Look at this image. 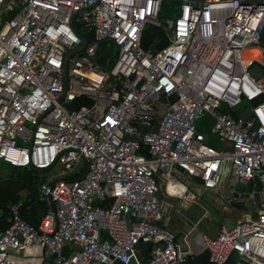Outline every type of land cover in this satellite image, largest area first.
Returning <instances> with one entry per match:
<instances>
[{
  "label": "built area",
  "instance_id": "obj_1",
  "mask_svg": "<svg viewBox=\"0 0 264 264\" xmlns=\"http://www.w3.org/2000/svg\"><path fill=\"white\" fill-rule=\"evenodd\" d=\"M160 4L0 0V163L34 170L42 207L32 225L22 203L0 205V264H128L140 243L142 264H188L162 200L179 202V185L194 203L187 181L215 192L224 176L247 218L200 235L208 262L264 264V2L184 3L162 22ZM146 25L166 45L141 48ZM79 97L90 103L69 109ZM202 116L219 149L197 133Z\"/></svg>",
  "mask_w": 264,
  "mask_h": 264
},
{
  "label": "trees",
  "instance_id": "obj_2",
  "mask_svg": "<svg viewBox=\"0 0 264 264\" xmlns=\"http://www.w3.org/2000/svg\"><path fill=\"white\" fill-rule=\"evenodd\" d=\"M175 6L176 5L160 4L157 19L160 22H162L166 18L173 17L175 15L176 7H177ZM74 28L76 31L79 32L81 30L80 27L74 26ZM90 38H91L90 32L84 34V39L87 43L90 41ZM259 42L262 46L264 45V25L260 34ZM166 43H167L166 38L160 28L151 25H146L143 28L141 41H140L141 48L146 49L150 45H152L154 48H160L166 45ZM114 56H115L114 46L112 45L105 46L103 43L98 50L97 61L100 65H102L101 67H104V62L108 61L109 64L108 67H110V65L114 60ZM89 103L90 101L87 100L85 97H79L71 103L69 109H76L79 106L88 105ZM209 125H210V121H208V119H206L205 116H202L195 125L197 133H205L206 135L207 134L210 135ZM204 144L211 146L215 149L220 148L216 139L214 141L213 139L208 138L206 139V141H204ZM8 168H10L11 171L10 173L5 174L4 176V178L8 180L4 181L3 184L4 186H6V189L4 194H0V205L2 207H6L12 203H17L20 199L16 196V194L19 190L22 189L20 183L25 184L29 189L28 200L22 201V208L20 213L22 218L25 219L28 223L32 225H36L40 219L38 215L42 211L41 205L36 201L34 196L36 173L28 168H20V170L19 168L13 169L9 166ZM239 189L249 190L250 186ZM6 197L8 198L6 199ZM3 226H4V222L2 217H0V229H2ZM188 264H211V263L208 262V254L206 253L205 250H203L199 255L195 256Z\"/></svg>",
  "mask_w": 264,
  "mask_h": 264
},
{
  "label": "rangeland",
  "instance_id": "obj_3",
  "mask_svg": "<svg viewBox=\"0 0 264 264\" xmlns=\"http://www.w3.org/2000/svg\"><path fill=\"white\" fill-rule=\"evenodd\" d=\"M198 134L202 136L204 141H206V139L208 138H211L215 141V139L208 134L207 135L205 133H198ZM187 183L193 186V183L191 181H187ZM237 190H241V189L238 188ZM191 192L193 193L194 197H196V202H194L191 207L188 204L186 208H183L179 203L180 201L164 202L165 206L167 205L166 206L167 208L165 209L164 206L163 208L170 215L168 229H170L176 235L177 238H182L183 236H186L194 240L202 232H207L210 229V227L214 228L217 225L216 220L218 218L224 224L228 225L230 221L234 222L247 217L246 214H242V213L231 214L232 212L228 209V205H226V203L223 202L221 198L222 196H219L225 193L223 191H221L219 195L208 190L202 191L198 195L194 191ZM226 194H228L227 191ZM241 203H243L244 206L247 207L249 201L247 199H244L241 201ZM183 204L184 203L182 202V205ZM204 209L209 214L205 215Z\"/></svg>",
  "mask_w": 264,
  "mask_h": 264
},
{
  "label": "crops",
  "instance_id": "obj_4",
  "mask_svg": "<svg viewBox=\"0 0 264 264\" xmlns=\"http://www.w3.org/2000/svg\"><path fill=\"white\" fill-rule=\"evenodd\" d=\"M10 171H11V169L8 168L7 165L0 163V194H4L5 193L6 186H4L3 184H4V181H7L8 179L4 178V176H5V174L10 173ZM226 181H227V176H224L222 178V181L220 183L219 188L213 193L219 195L221 193V191L225 192V193H223V195H219V196H222L221 198H222L223 202H225L226 205H228V209L232 212L231 214H233V213L234 214H238V213L246 214L244 212L236 211L234 209H231L229 207V203L226 202V200L228 199V194H226L227 190L225 189ZM20 186H22V189L17 192L16 196L20 199L18 202L22 203V201H25L24 197H26V194L28 193L29 189H28V187L25 184L20 183ZM187 188H189L191 191H194L197 195L202 192L201 189L199 188V186L196 185L195 183H193V186L190 185V184H187ZM238 188H240V187H236V189H238ZM7 198L8 197H6V199ZM158 198H160V196H158ZM165 201L169 202L170 200H168V199H163L162 200L164 208L166 209L167 205L165 206V204H164ZM207 214H209V213H207ZM231 214H229V215H231ZM246 216H247V214H246ZM38 217L40 218L39 215H38ZM246 218H243V219H246ZM243 219H241V220H243ZM216 221H217V224L219 222H222L219 218ZM234 222H236V221H234ZM229 223H233V222L230 221ZM216 230H217V225L214 228L210 227V229L207 232H202L200 235L206 234L208 236H213V235L216 234ZM200 235L198 237H196L194 240L191 239V238H188L186 236H183L182 238H177V239H178L179 244L182 246V248L183 249L188 248L193 253V255L195 257V256L199 255L203 251V248H202V245H201V242H200Z\"/></svg>",
  "mask_w": 264,
  "mask_h": 264
},
{
  "label": "water",
  "instance_id": "obj_5",
  "mask_svg": "<svg viewBox=\"0 0 264 264\" xmlns=\"http://www.w3.org/2000/svg\"><path fill=\"white\" fill-rule=\"evenodd\" d=\"M218 1H224V0H160V3L161 4H166V5H181V4H184V3H188V4H191V5H199L201 6L203 3H208V2H218ZM239 1L240 3L242 4H260L262 2H264V0H237ZM88 29V27H84L83 30L81 31L82 33L86 32V30ZM85 45V40L84 38H81V46L74 50V51H69V52H66L65 54V58H64V62L66 60V58L71 54V53H77V56H79V52H81V50L83 49ZM264 47V45H263ZM65 65H63L62 67V79L64 81V78H65ZM250 75L254 78V79H258L259 76L261 75L260 73V70L258 67H253L251 70H250ZM248 107V106H246ZM234 115L238 118H241L242 116L238 113V111H234ZM247 118H242L243 121H245ZM148 129L145 128V127H142L141 128V131L142 132H146ZM30 169V168H29ZM32 171H34L33 169H30ZM28 199V195H26V197H24V200ZM229 207L231 209H234L236 211H241V212H245L246 211V207L244 206L243 203L239 202V201H233V202H230L229 203ZM40 217H42V213L40 212L39 214ZM135 249L137 250V252L134 253V257L133 258H130L128 260V264H136L135 261L138 263V264H142L146 257H147V251L149 249V244H145V243H140V244H137L135 246ZM116 264H121V263H116Z\"/></svg>",
  "mask_w": 264,
  "mask_h": 264
},
{
  "label": "bare ground",
  "instance_id": "obj_6",
  "mask_svg": "<svg viewBox=\"0 0 264 264\" xmlns=\"http://www.w3.org/2000/svg\"><path fill=\"white\" fill-rule=\"evenodd\" d=\"M171 192H177V193H179L180 194V197H181V199H179V203H180V205L183 207V208H186V206L189 204L190 205V207L192 206V204H193V202L192 201H190L189 199H185V194H184V189L181 187V186H179V185H174V186H172L171 188ZM182 202L184 203L183 205H182ZM185 205V206H184ZM164 206V205H163ZM204 211H205V215H207V211L204 209Z\"/></svg>",
  "mask_w": 264,
  "mask_h": 264
},
{
  "label": "flooded vegetation",
  "instance_id": "obj_7",
  "mask_svg": "<svg viewBox=\"0 0 264 264\" xmlns=\"http://www.w3.org/2000/svg\"><path fill=\"white\" fill-rule=\"evenodd\" d=\"M199 221V220H198ZM168 224H169V222H168ZM168 224H167V226H168Z\"/></svg>",
  "mask_w": 264,
  "mask_h": 264
}]
</instances>
